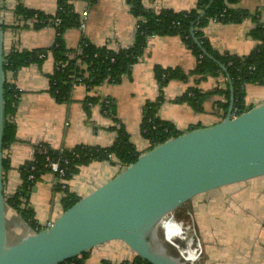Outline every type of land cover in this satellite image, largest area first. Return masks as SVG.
<instances>
[{
  "label": "crops",
  "instance_id": "0c3cea01",
  "mask_svg": "<svg viewBox=\"0 0 264 264\" xmlns=\"http://www.w3.org/2000/svg\"><path fill=\"white\" fill-rule=\"evenodd\" d=\"M142 2L147 10L159 14L162 10L190 12L197 7L198 0ZM19 4L47 14H55L57 11V0H3L1 17L5 55L16 50L34 51L51 47L56 38V30L53 27L41 31L19 27L22 25L16 16ZM70 4L86 27L84 32L80 28L66 31L64 40L68 48L78 50L82 39L110 50L130 47L135 43L139 19L132 15L128 0H70ZM237 7L248 12L251 17L239 24L211 22L203 31L217 52L243 57L260 44L251 36V31L256 27L257 20L264 22V0H240ZM84 13H87L86 19ZM155 66L180 69L189 75L186 81H173L169 84L158 112L161 120L174 124L181 135L215 126L228 115L230 106L227 111L219 106L220 103L226 104V101L214 93L226 88V77L221 74L201 79L197 75H190L196 69L197 58L178 36L150 37L143 57L134 65L130 76H125L119 84H103L93 91L84 85H77L68 103L59 104L48 93V75L54 69L52 58H48L42 66L33 64L24 67L14 77L10 74L8 78H13L22 95L14 118L16 139L5 153L11 166L8 171H4L5 196L10 197L19 189L22 184L21 169L34 159L36 148L41 144L67 151L80 146L111 147L117 138L114 130L116 122L104 113L102 104L106 99L112 101L115 118L124 125L136 151L141 155L150 151L151 145L142 136L140 126L144 105L159 96L154 76ZM191 88L208 94L203 103V112H196L188 104L177 102ZM89 96L99 98V103L87 107ZM262 104L264 85H247L246 108L252 109ZM120 171L121 167L115 157L112 161L93 162L81 168L68 181V189L81 199L115 178ZM56 184V175L47 174L36 184L29 197L36 229L9 208L10 240L17 242L30 234V229L37 231L48 227L66 210L63 193L56 190ZM187 205L186 209L192 212L193 222L195 213L202 212L203 221L214 226L211 232H207L204 227L199 231L203 237L206 236L205 230L215 242L205 243L202 264H264V177L210 192ZM216 208L225 211V227L228 226L229 233L222 230V219H216L210 214ZM226 236L225 243L217 244V239L223 240ZM135 257L134 252L125 244L117 242L89 251L86 264H102L103 261L120 264L132 261Z\"/></svg>",
  "mask_w": 264,
  "mask_h": 264
},
{
  "label": "trees",
  "instance_id": "16d2710c",
  "mask_svg": "<svg viewBox=\"0 0 264 264\" xmlns=\"http://www.w3.org/2000/svg\"><path fill=\"white\" fill-rule=\"evenodd\" d=\"M240 0H198L197 7L190 12L176 13L172 10H162L159 14L147 10L142 0H128L131 6V13L139 19L135 43L129 48L110 50L106 47L96 46L86 39H82L81 47L72 50L66 46L64 34L71 28H79L80 16L75 13L70 0H57V11L55 14L30 10L22 4L16 7V16L22 25L19 27L32 28L40 31L47 27L56 30V38L49 48H42L34 51L16 50L5 55L4 71L7 80L4 88L5 102V123L3 134L4 171L10 169L9 158L5 156L6 150L15 141L17 126L14 123L22 92L16 87L15 82L9 79L10 74L16 73L33 64L42 66L48 58H52L54 69L48 75V93L57 103H68L71 100L72 91L77 85H85L89 91H93L103 84H119L125 76H130L134 65L143 57L147 49V40L150 37L178 36L197 58L196 69L190 75H197L201 79L207 76L224 75L227 79L226 88L214 91L221 95L226 104L220 103L228 110L231 99V81L234 91V113L240 116L246 112L245 89L247 85H264V22L257 20L256 27L251 31V36L259 41V45L249 55L239 57L228 53L221 54L214 50L209 40L204 35V29L211 22V19L224 15L223 23L239 24L250 18L248 12L237 7ZM205 13L203 17L202 14ZM61 22L56 26L55 21ZM33 21V22H32ZM192 29L201 44L198 47L192 38ZM202 48L214 58L206 57ZM41 56H44L42 58ZM227 69L224 72L223 68ZM154 76L159 87V96L155 101H148L143 107V118L141 122V134L150 143L151 149L165 143L170 139L177 138L181 133L171 122L163 121L158 115L161 105L164 102L165 89L173 81H186L189 75L180 69L163 68L155 66ZM208 94L199 89L187 90L177 102L186 103L196 112H203V103ZM107 108L108 115L113 117L116 126L117 138L109 148L99 147H76L73 150H61L51 147L48 144H41L36 148L34 159L21 169L22 184L16 193L6 197L9 208L16 211L24 222L36 229L34 210L29 206V197L36 184L42 178L52 173L50 162H58L61 168L67 169V181L73 178L81 168L97 161H112L110 155L114 156L121 167V171L134 164L139 156L135 146L130 141V136L123 124L116 118L111 100ZM99 103V98L89 96L86 106ZM103 105V104H102ZM88 110V109H87ZM104 110V106H103ZM227 117V116H226ZM225 117V118H226ZM224 118V119H225ZM78 155V156H76ZM48 159H50L48 161ZM67 160L68 164L64 161ZM33 175L34 180L29 177ZM56 190L63 193V204L68 209L80 200L69 189ZM186 205L177 210L179 218H183L186 212ZM40 231V229H37ZM171 254L177 257V253L170 250ZM89 252L79 257L66 261L62 264H86ZM102 264H113L103 261ZM120 264H150L138 256L132 261H124Z\"/></svg>",
  "mask_w": 264,
  "mask_h": 264
},
{
  "label": "water",
  "instance_id": "95a60500",
  "mask_svg": "<svg viewBox=\"0 0 264 264\" xmlns=\"http://www.w3.org/2000/svg\"><path fill=\"white\" fill-rule=\"evenodd\" d=\"M0 0V264H62L122 242L150 264H186L159 233L161 222L195 198L264 177V104L219 124L170 139L139 156L115 178L81 198L48 227L11 243L4 194V29ZM205 13L202 14L203 17ZM192 38L201 44L192 29ZM203 54L214 60L205 49ZM224 72L227 69L222 67Z\"/></svg>",
  "mask_w": 264,
  "mask_h": 264
},
{
  "label": "built area",
  "instance_id": "2783aa9c",
  "mask_svg": "<svg viewBox=\"0 0 264 264\" xmlns=\"http://www.w3.org/2000/svg\"><path fill=\"white\" fill-rule=\"evenodd\" d=\"M84 18L86 19L87 13H84ZM224 15L216 16L211 19L212 23H221L223 22ZM33 22V21H32ZM61 20L57 19L55 21L56 26L60 24ZM86 27V24L84 21L81 22L79 28L84 32ZM129 47H126V49ZM44 58V56H41ZM111 102L109 99H106L103 102L104 106V113L108 115L107 108L110 106ZM234 116H236L235 113H233ZM40 147V146H39ZM38 147V148H39ZM78 156V155H76ZM110 158H114V156L110 155ZM50 159H48L49 161ZM50 168L52 170V173L56 175L57 177V184L61 190H66L68 188V181L66 179L67 177V169H63L60 167V164L58 162H51L49 161ZM65 164H68V161H64ZM30 180H34V176L31 175L29 177ZM192 212L189 210H186L184 219L179 220V216L177 211L168 215L160 224L159 231L162 234V240L167 244V246H170L174 249L178 254V258L186 264H194L197 262L199 257L202 254V245H201V239L197 232L196 227L194 226L193 220H192ZM185 219H187L191 225L185 224ZM51 225V224H50ZM191 253L193 254V259H190Z\"/></svg>",
  "mask_w": 264,
  "mask_h": 264
},
{
  "label": "rangeland",
  "instance_id": "374dc122",
  "mask_svg": "<svg viewBox=\"0 0 264 264\" xmlns=\"http://www.w3.org/2000/svg\"><path fill=\"white\" fill-rule=\"evenodd\" d=\"M211 23V22H210ZM41 31V30H40ZM82 86V85H81ZM80 86V87H81ZM85 86V85H84ZM189 205V204H188ZM188 205H186V206H188ZM229 211V210H228ZM211 213V215H213V217L214 218H216V219H219V220H221L222 219V225H223V227H222V230L223 231H227L228 232V226L227 227H225V211H223V210H218L217 208H216V210H213V211H210ZM229 213H230V211H229ZM203 213L202 212H200V213H195V215H194V221L195 222H193L194 223V226L196 227V229H197V232H198V234H199V236H200V239H201V245H202V254H201V256L199 257V259L197 260V262L196 263H194V264H202V259H203V256H204V253H205V248H204V246H205V243L206 242H209V243H215V242H213V239H210L209 238V236H208V234H207V232L209 231V232H211L212 230H213V228H214V226H213V224H211L210 222H208V221H203V216L204 215H202ZM179 220H183L184 218H178ZM185 224L186 225H191V223L187 220V219H185ZM228 222V221H227ZM227 225H228V223H227ZM207 230V232L204 230V234H206V236H204L203 235V237H202V235H201V232H199V231H201V229H204V228ZM159 233H160V231H159ZM229 233V232H228ZM226 234V233H225ZM160 235L162 236V234L160 233ZM223 240H221V238H219V239H217V244L219 243L220 245H222L223 243H225V241H226V239H227V236L224 238H222ZM11 241V243H13V241L12 240H10ZM211 241V242H210ZM116 244L117 242H110V243H107V244ZM101 246H103V245H101ZM101 246H98V247H96V248H101ZM104 246H105V244H104ZM95 249V248H94ZM168 249L169 250H173L174 251V249L173 248H171L170 246H168ZM176 252V251H175ZM177 253V252H176ZM178 254L179 253H177V258H178ZM110 255V254H109ZM112 255V254H111ZM179 256H180V254H179ZM109 257H113V256H109ZM94 258H95V255H94ZM117 259V258H116ZM182 262H183V260H182Z\"/></svg>",
  "mask_w": 264,
  "mask_h": 264
},
{
  "label": "bare ground",
  "instance_id": "6f19581e",
  "mask_svg": "<svg viewBox=\"0 0 264 264\" xmlns=\"http://www.w3.org/2000/svg\"><path fill=\"white\" fill-rule=\"evenodd\" d=\"M193 257H194V256H193V254L191 253V255H190V259H193Z\"/></svg>",
  "mask_w": 264,
  "mask_h": 264
}]
</instances>
